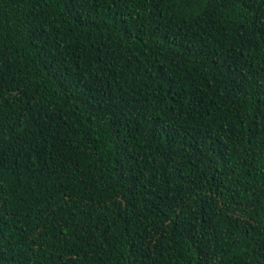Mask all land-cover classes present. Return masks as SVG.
Listing matches in <instances>:
<instances>
[{"label":"trees","instance_id":"16d2710c","mask_svg":"<svg viewBox=\"0 0 264 264\" xmlns=\"http://www.w3.org/2000/svg\"><path fill=\"white\" fill-rule=\"evenodd\" d=\"M0 264H264V0H0Z\"/></svg>","mask_w":264,"mask_h":264}]
</instances>
